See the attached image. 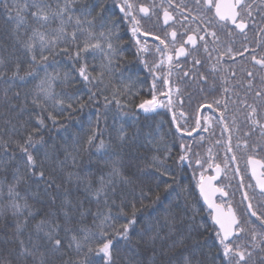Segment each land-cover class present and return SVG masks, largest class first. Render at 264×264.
<instances>
[{
	"label": "snow or ice",
	"instance_id": "obj_1",
	"mask_svg": "<svg viewBox=\"0 0 264 264\" xmlns=\"http://www.w3.org/2000/svg\"><path fill=\"white\" fill-rule=\"evenodd\" d=\"M168 2L172 7V0ZM194 2L195 15L191 8L175 7L180 9L183 21L187 22L191 17L192 22H200L195 28L184 23V31L178 33L170 24L175 16L164 8L163 25L170 29L165 32V37H170V40L144 32V35H154L159 45H163L162 48L156 46L154 50L149 49L146 43L142 45L139 40L136 41L138 53L154 51L160 57L151 64L144 58L140 61L153 76V90L157 80H162L167 87L166 91L160 93L164 100H158L153 91L150 100H143L137 106L144 114L156 113L158 108L171 110L174 101L169 77L174 67L183 70L184 63L189 59L191 68L183 70L181 78H187L200 92H204L205 87L208 92L216 90L215 79L199 71L204 65V61L197 56L201 48L209 58L213 52H217V63L212 65V73L219 71L217 65L224 56L235 60L236 56H243L246 52H251L250 59L264 69V52L257 58L255 48L250 50L245 45L243 51L234 52L228 45L222 52L219 51L222 41L217 27L228 38L240 35L244 40L248 39L246 30L255 25L254 20L250 21L255 0L253 3L247 0ZM260 2L264 4V0ZM0 6L5 10L6 22L13 26V50L0 55V84L5 85L0 101V107L4 108V112L0 113V119H3V126L0 127V171L5 173V178L0 180V216L10 215L13 220L12 236L0 241L4 245L0 247V264H144L139 258L142 251L151 254L148 264H264V210L257 212L252 204L257 197L264 198V172L257 176V168L264 169V159H257L255 155H248L246 161L252 177L256 178L255 186L244 184L238 164L233 170V177H239L240 188L253 189L251 196L247 191L242 195L243 201L248 202L246 218L237 217L231 204L225 212L211 198L216 192L223 197L228 195L223 187L212 185V181L221 173V165L214 166L216 176L206 178L201 171L197 187L200 196L214 212L212 220L218 241L217 252L214 255L205 253L206 241L203 245L194 242L189 248L184 246L183 238L179 241L173 239L177 223L172 210L173 195L179 197L181 192L187 191H178L180 185L176 176L193 164L200 169H204L205 164L212 168L211 149H208L209 159L203 161L199 153L192 152L190 145L181 144L180 154L176 158L172 157L171 148L165 145L162 149H156L159 154L153 155L144 167L139 166L137 151L145 147L141 143V132L138 130L129 135L123 123L117 126V121L128 113L119 111L121 104L117 97L123 93L114 81L119 80L127 90L132 80L129 77L125 83V77L119 70L123 52L113 43L114 39L119 40L116 32L118 24L110 18L105 0H0ZM118 7L123 13L122 20L131 19L133 36L141 31V20L135 14L137 8L144 17L156 15L153 7L136 5L131 0H121ZM202 9L208 13L214 10V19L218 24H214L213 19H205L201 14ZM229 22L232 27H229ZM52 24L57 26L52 28ZM259 34L264 37V27L259 28ZM261 44H264V38L257 41L258 47ZM58 57L66 58L71 63L75 75L65 72L61 76L58 69L62 64ZM97 57L100 58L99 64L90 63ZM165 65L167 72L162 71ZM158 70L161 71L159 76ZM247 75L252 77L253 72L248 71ZM261 80L264 81V76H261ZM57 82L65 87L82 84L87 99L76 92L56 93L54 86ZM18 88L25 89L23 96L15 90ZM93 88L96 91H92ZM109 88L111 99L106 94ZM228 91L226 87L222 89L224 94ZM175 93L182 109L184 101L180 97L179 85L175 87ZM255 96L260 98L257 103L264 109V90L257 91ZM113 102L117 111L110 107ZM86 107L94 109L86 120H77L75 124L60 123L62 117L67 116L71 120V113L82 112ZM200 107L219 111L217 122L223 124L225 131H230L225 119L228 112L226 96L214 97ZM246 107L250 109L247 118L254 126L253 131L258 127L262 139L260 143L252 145L244 140L243 149L251 148L253 153L264 152V122L257 118L258 108L255 105L246 104ZM110 114L113 120L111 131L107 124ZM180 116H184L183 111ZM133 119H136L135 116ZM210 119L205 117L206 123ZM85 122L87 134L82 137L80 132L84 131ZM172 122L176 124L178 132L183 129L177 123L175 112ZM75 127L80 131H74ZM52 128H57L58 133L62 130V135H50ZM196 128H201L199 118ZM203 131H208V126L203 127ZM112 132H115V136H112ZM187 134L190 136L191 132ZM143 139L148 140V136ZM200 139L204 138L201 136ZM236 147L240 148L241 143L238 142ZM92 149H95L94 153ZM82 151L98 155L107 172L100 169L98 178H90L91 173L85 172L78 161ZM227 152L232 155L225 157V169L237 161L231 137ZM169 160H173L175 167L168 165ZM132 168L137 169L142 180H134L128 174L127 170ZM146 168L153 171H145ZM164 176L169 177L171 182L164 181ZM81 189L97 205L102 202L103 207L95 212L84 209V201L78 199ZM161 192L166 194L163 199ZM30 200L35 203H30ZM146 200L149 202L147 205ZM165 201L168 203L165 204ZM257 207L264 209V202L258 201ZM146 208L152 211L145 212ZM161 213L164 214L163 223ZM89 217L90 223L86 222ZM180 222L183 223V218ZM192 231L190 226L189 236ZM25 233L26 239H21ZM168 239H173L172 245L166 244ZM177 244L184 246L179 257L170 255L169 251Z\"/></svg>",
	"mask_w": 264,
	"mask_h": 264
},
{
	"label": "flooded vegetation",
	"instance_id": "obj_2",
	"mask_svg": "<svg viewBox=\"0 0 264 264\" xmlns=\"http://www.w3.org/2000/svg\"><path fill=\"white\" fill-rule=\"evenodd\" d=\"M121 0H116V6L119 10L118 4ZM132 3L136 5L143 4L145 6L153 7V11L156 15H151V18L144 17L142 13H139L138 8L135 10L137 19L141 20V26L151 25L152 34L158 35L161 38L169 39L170 37H165V32L170 31L169 28L163 25V9L168 8L170 12L175 16L174 21H170V24L174 26L178 33L184 31L183 24L188 23L190 27L195 28L200 22L183 21V18L180 14V9L176 8V5H181L182 7L191 8L193 14H196V6L194 0H172V7H169L168 0H131ZM248 3H253V0H247ZM262 10H264V4H261L260 0H255L253 3V17L251 20L255 21V25L247 29L248 39L244 40L240 35H234L232 38H228L225 32L221 31L217 27L218 35L221 36V47L220 52L224 50L225 47L231 45L233 51H243V46H247L250 50L255 48V55L259 58L261 52H264V44L257 46V41L261 40V34H259V28L264 27V17H262ZM120 12V11H119ZM187 13L185 12V15ZM201 14L205 19H213L214 24L218 22L214 19V10L212 13H208L206 9L201 10ZM159 17V19L157 18ZM129 25H133L130 18L125 19ZM229 27H232L229 22ZM154 35L151 37L154 39ZM179 39V36H178ZM211 39V38H209ZM158 41V40H156ZM157 46L161 48L163 45ZM211 48V45H210ZM251 52H246L243 56H236L235 60L230 59L228 56H224L220 63L217 65L219 71L212 73V65L216 64L217 52L212 53V57L209 58L201 48L197 52L198 58L204 61L203 67L199 68V71L208 73L210 79H215L216 90L214 92H208L207 87H205L204 92H200L199 89L192 85V82L187 80V78H181L183 70H188L191 68V60L189 59L184 63L183 70L176 69L175 67L172 70V75L169 77L171 85L173 87V101L174 104L171 108H167L168 115L172 121L173 112H175L177 117V123L183 126V129L179 131L184 135V144L190 145L192 152L199 153V157L206 161L209 159L208 149H211V157L213 167L208 168L205 164L204 169L196 167L194 164L191 169H193V174L196 176L197 185L199 183V178L201 171L204 172L205 177L216 176L215 164L221 165V173L219 177L212 181L213 187H223L224 191L228 193L226 197L221 196L219 192H216L212 195V200L223 207V210L227 212L228 205L231 204L233 211L236 213L237 217L246 218L248 215L246 205L247 201H243L242 195L243 192L247 191L249 196L252 195V188H240L238 181L239 177H233V170L239 165L241 169V174L244 176V184L256 185V178L252 177L251 168L247 166V156L255 155L257 159H264V152L253 153L251 148L245 150L243 149L242 142L248 140L249 144H257L261 142L260 129L257 127L253 131V125L250 123L248 113L250 109L246 107V104L255 105L258 108L257 118L264 122V109L260 108V105L257 101L260 99L255 96L257 91L264 90V81L261 80V76H264V69H261L259 65H255L254 62L250 59ZM160 57L158 56V60ZM183 61V58H181ZM163 72H167V65L162 69ZM248 71L253 72V76L249 77L247 75ZM235 73L233 76L232 73ZM161 71H157L159 76ZM221 77H224V80H221ZM251 80L252 87L249 88V81ZM157 87L155 88V93L158 100H164L165 97L160 95L161 92L166 91L167 87L163 84L162 80H157ZM159 83V84H158ZM179 85L181 89L180 97L183 99V107L181 109L178 102V97L175 93V87ZM165 90L159 91L158 89ZM228 88V93L224 94L222 92L223 88ZM226 96L228 99V112L225 113V119L228 123L230 131H225L223 124L217 122L219 117V111H214V109H208L206 107H200V105L205 104V102H211L215 98H220L221 96ZM235 102V103H233ZM246 102V104H245ZM199 108V111L197 110ZM215 108V106H214ZM161 108H158L156 111H159ZM184 112V116H180V112ZM205 117L211 118L207 123ZM197 118L201 121V128H196ZM233 119H235V124H233ZM173 123V122H172ZM174 124V123H173ZM210 125V126H209ZM176 127V124H174ZM208 126V131H203V127ZM191 132L189 136L187 133ZM245 133H250V135H245ZM201 136L204 138L201 140ZM229 137H231V145L233 152L237 156V161L230 163L229 167L225 169L224 160L225 157H230L232 153L227 152V145ZM220 141L219 144L216 141ZM241 143V147L237 148V143ZM191 155V153H190ZM264 172V169L257 168V176H260V173ZM258 192V188L256 189ZM264 202V198L257 197L256 200L252 201L253 208L257 212L264 209L257 207V202ZM211 212V211H210ZM212 215V212H211ZM239 242V241H238Z\"/></svg>",
	"mask_w": 264,
	"mask_h": 264
},
{
	"label": "trees",
	"instance_id": "obj_3",
	"mask_svg": "<svg viewBox=\"0 0 264 264\" xmlns=\"http://www.w3.org/2000/svg\"><path fill=\"white\" fill-rule=\"evenodd\" d=\"M12 2V0H9ZM105 3L110 10V18L117 22V35L119 36V40H113L114 45H116L119 49L122 50L123 55L120 58L119 62V70L123 73L125 77V83L128 82V78L130 77L132 83L128 87L127 90L124 89L123 85L120 84L119 80L114 81L116 86L121 89L122 95L118 96L117 99L120 100L121 108L119 111L123 113H128V115L122 116L117 121V126L120 123H123L125 128L127 129L129 135L136 133L138 130L141 132V143L145 145V147L139 148L137 151V155L139 159V166L144 167V165L150 162V158L153 155L159 154L156 152L157 148L162 149L165 145L171 148V154L173 158H176L180 154V145L184 144V135L176 130V127L172 123L167 108H161L156 113L144 114L142 110H140L137 106L143 100H150L153 94V76L148 71L147 68L140 62L141 58L147 59L149 64L153 61H158V55L154 53V51L148 54H140L138 53V45L136 43L137 40L140 43L147 44L149 49L154 50L157 46V42L155 39L151 38V35H144V32L152 33V28L150 25L141 26V31L133 36L132 27L133 25H129L128 22L123 19V15L120 14L117 6L116 0H105ZM57 25L52 24L51 27L55 28ZM12 25L6 22L5 10L2 6H0V55L6 54V52H11L13 40L11 37ZM62 67L59 68V72L61 76L65 72L72 73L75 75V71L72 68L70 62L66 60V58H60ZM90 63L99 64L100 58L97 57L95 61L90 60ZM51 72L52 69L49 68ZM43 75V73H41ZM157 83V82H156ZM159 84V83H158ZM159 85H163L160 83ZM5 85L0 84V101H2L3 90ZM157 87V84H156ZM16 91L21 92V96L25 89H15ZM159 91L165 90L164 87L162 89H158ZM54 91L58 94L63 95V93H73L76 92L79 95H83L84 99H87L86 89L80 83H74L72 87H65L62 83L57 82L54 86ZM92 91H96L95 88ZM111 99V88H109L106 93ZM11 95V93H10ZM100 103L103 104L104 101L100 98ZM113 111H117L115 102L110 106ZM94 109L86 107L82 112H73L71 113L72 119L69 120L67 116L62 117L60 119V123L62 124H75V121L80 119H85L87 115L92 112ZM4 112V108L0 107V113ZM135 116V120L133 119ZM94 118V117H93ZM109 126V131H111V127L113 125V120L111 118V114L107 121ZM3 126V119H0V127ZM103 126V125H102ZM51 127V125H50ZM58 128V126H57ZM57 128H52L50 135L53 137H57L58 135H62V130L58 133ZM87 123L85 122L84 131L80 132V135L86 136L87 134ZM74 131H80L78 127L74 128ZM112 136H115V132L111 133ZM150 134V135H149ZM144 136H148V140H151V143H148V140L143 139ZM105 139H108V136H105ZM93 153L95 149L91 150ZM78 161L81 163V167L85 172L91 173L90 178H98L100 175V169L106 173L107 169L103 168V162L98 155L90 154V152L82 151L80 156L78 157ZM91 162V163H90ZM168 165L175 167L173 160H169ZM75 170V169H70ZM145 171H153V169H145ZM193 169L190 167L185 168L183 172H179L176 176V180L179 182L181 189H186L187 191L181 192L179 197L173 195V213L177 217V223L175 225L176 231L173 233V239L179 241L180 239H184V246L191 247L194 242H199L201 245L207 242V247L203 250L205 253L209 255H214L217 252L216 245L218 244L216 235H215V226L211 220V214L203 203L197 188L196 176L193 174ZM129 175H132L134 180H142L143 177L137 171L136 168H132L127 170ZM82 175L84 172L81 173ZM5 178V173L0 171V180ZM10 179V177H9ZM164 181L171 182V179L167 176L162 177ZM175 187V185H174ZM163 188V184L161 185V189ZM75 192V189L73 188ZM23 195L24 193L21 192ZM165 193L161 192V198L163 199ZM78 199L84 201L83 208L91 209L92 212L97 211L98 208H102L103 204L101 202L100 205H97L94 200L87 197L86 194L82 191L78 194ZM30 203H35L30 200ZM149 202L146 200L145 204L147 205ZM168 202L165 201V204ZM178 205V207H175ZM40 207V205H36ZM139 206V205H138ZM145 212L150 213L152 211L151 208H146ZM161 222L164 221V214L161 213ZM181 218H183V223L180 222ZM91 218L89 217L86 222L90 223ZM13 223L12 217L8 216H0V241L5 240L7 237L12 236V227ZM193 229L191 235L189 236V227ZM167 232V229L164 230ZM163 235V233H162ZM27 233L21 237V239H26ZM173 239H168L166 241L167 245L173 244ZM4 245L0 244V247ZM184 246L177 244L175 248L169 249L170 255H174L179 257L180 253L184 251ZM149 252H141L140 259L144 262V264H148V260L150 258ZM123 256V254H121Z\"/></svg>",
	"mask_w": 264,
	"mask_h": 264
},
{
	"label": "water",
	"instance_id": "obj_4",
	"mask_svg": "<svg viewBox=\"0 0 264 264\" xmlns=\"http://www.w3.org/2000/svg\"><path fill=\"white\" fill-rule=\"evenodd\" d=\"M198 190H199V188H198ZM201 199H202L203 203L206 205L207 209H208L209 211H211V212H212V215H213V214H214L213 210L210 209V208L208 207V205H207V203L204 201L203 197H201ZM213 223H214V222H213Z\"/></svg>",
	"mask_w": 264,
	"mask_h": 264
},
{
	"label": "rangeland",
	"instance_id": "obj_5",
	"mask_svg": "<svg viewBox=\"0 0 264 264\" xmlns=\"http://www.w3.org/2000/svg\"><path fill=\"white\" fill-rule=\"evenodd\" d=\"M150 27L152 28V26L150 25Z\"/></svg>",
	"mask_w": 264,
	"mask_h": 264
}]
</instances>
